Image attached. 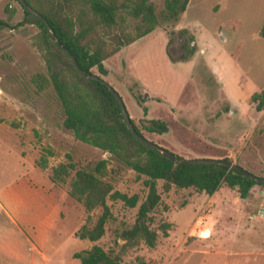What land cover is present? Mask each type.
Returning <instances> with one entry per match:
<instances>
[{
  "label": "rangeland",
  "instance_id": "374dc122",
  "mask_svg": "<svg viewBox=\"0 0 264 264\" xmlns=\"http://www.w3.org/2000/svg\"><path fill=\"white\" fill-rule=\"evenodd\" d=\"M214 1L201 4V19L207 28H214L219 21L241 19L238 28L234 24L224 28L226 39L221 40L219 33L212 38L200 34L192 57L171 61L168 54L174 59L186 55L189 34L176 29V23L170 26L165 21L105 58L102 63L106 74L94 67L91 72L117 91L142 135L161 148L182 158L227 157L264 177V105L256 111L249 101L255 91L251 85L259 84L264 77V46L252 37L253 21L264 11V0H223L227 4L222 11L212 8ZM151 2L161 20L163 0ZM72 12L66 6L59 10L74 20ZM22 16L18 0H0V18L13 25ZM134 22L121 12L116 26L96 28L92 36L102 39L108 48L116 35L131 36ZM171 29L172 34L168 33ZM36 32V26L30 23L0 29V223L11 227L3 215V211L9 212L27 242L39 234L45 248L65 236L66 243L60 248L49 252L44 248L43 252L50 261L55 258L61 260L59 264H76L68 260L71 249L75 252L98 244L116 251L115 230L132 223L138 203L126 207L107 198L112 219L103 236L96 241L78 240L73 232L84 223L87 212L67 194L73 171L64 182L51 184V168L66 162V154L76 167L107 158L105 179L113 189L137 194L139 201L146 191L142 183L145 176L109 158L108 153L74 139L63 128L61 107L51 85L38 90L31 81L34 73L47 74L41 53L33 44ZM218 46L234 49L240 70L219 65ZM220 66L222 76L217 79L211 70ZM246 76L251 81L245 80ZM148 119L164 120L167 130L147 132L142 125ZM156 187L160 200L150 213L151 227L169 223L167 236L156 230L153 247L140 243L127 249L121 255L123 261L134 262L138 256L146 264H264V216L260 211L264 185H253L244 199L225 186L214 196L192 188L170 186L165 190L161 180L156 181ZM98 211L94 209L92 216ZM29 251L28 246L24 252ZM10 262L30 264L27 259L16 263L0 255V264Z\"/></svg>",
  "mask_w": 264,
  "mask_h": 264
},
{
  "label": "trees",
  "instance_id": "16d2710c",
  "mask_svg": "<svg viewBox=\"0 0 264 264\" xmlns=\"http://www.w3.org/2000/svg\"><path fill=\"white\" fill-rule=\"evenodd\" d=\"M34 10L42 15L50 25L49 32L44 23L22 7V19L9 24L0 18V29L14 28L24 23L36 26L37 32L33 44L41 53L47 74L34 73L31 81L38 90L51 85L61 107L63 119L61 125L69 130L74 139L89 144L109 154L136 174L144 175L142 183L146 188L143 198L139 201L137 194H126L112 188L105 176L108 173L107 158L96 160L92 164L76 167L66 154L67 161L59 162L51 168L49 179L53 183L64 182L70 175L67 194L78 201L87 212L86 219L74 232L77 239L96 241L105 233L106 224L112 219V213L106 199L118 200L126 207H134L137 203L132 223L115 230V245L118 249H103L98 244L90 248L75 251L72 257L79 264H146L136 256L134 262L123 261L121 255L130 248L142 243L148 248L155 245L157 231L162 237L167 236L169 223L161 222L156 228L151 227L150 213L160 200L156 181L161 180L163 189L170 186L176 188H192L197 192L211 195L221 186L236 192L244 199L255 184L264 185L225 166L211 163L182 164L171 162L151 150L136 139L125 127L119 107L105 84L85 78L72 65L65 50L58 46L57 39L75 58L78 65L86 74H91V68H96L101 74H106L102 61L114 54L123 45H128L137 38L151 32L156 26L166 21L173 26L184 10L188 0H163L161 20L155 12L151 0H25ZM76 10L74 20L70 14H61L59 10ZM5 9V8H4ZM124 12L133 19L131 36L116 35L113 45L105 47V43L95 35L96 28H112L117 24V17ZM171 29L168 33L172 34ZM180 32L186 33L185 29ZM258 35L264 37V22ZM192 36L185 41L186 55L171 61L187 60L192 57L195 45ZM138 99V98H136ZM249 101L256 111L264 105V87L250 94ZM146 109L143 108V112ZM134 129L142 135L139 128L130 118ZM143 129L150 133H163L167 130L166 122L162 119H148ZM229 160L227 157H223ZM139 201V202H138ZM99 208L96 216L92 211ZM118 240L121 242L118 243Z\"/></svg>",
  "mask_w": 264,
  "mask_h": 264
},
{
  "label": "crops",
  "instance_id": "0c3cea01",
  "mask_svg": "<svg viewBox=\"0 0 264 264\" xmlns=\"http://www.w3.org/2000/svg\"><path fill=\"white\" fill-rule=\"evenodd\" d=\"M203 2H205V0H188L184 10L180 13L178 20L176 22V25H175L176 29H178V30L185 29L186 33H188L190 36H192L191 42L193 44L196 45L195 40L199 39L200 34L205 36V33H207L209 35L208 36L209 38H212L213 35H216V33H219V38L221 40H224L227 37V33L224 31V28L230 26L231 24L236 25V27L238 28V26L241 24L240 18H234V19H230L227 22L219 21V22H217V24L215 25L214 28H207L205 26V24L203 23V21L201 19V14H200L201 4ZM224 4L226 5L227 3H225L223 0H215L214 4H212V8H217V9H219V11L220 10L222 11ZM263 22H264V11L261 14H259L256 17V19L253 21L254 25L252 28L253 39L257 40V42L261 46H264V37L258 35V31H259L261 25L263 24ZM217 48L218 49H217L216 53H220L219 56H217V62L219 63V65L220 64L222 65V68L225 66H228V65H232V67H234L233 69L237 68V70L238 69L240 70V68L237 65V62L234 60V52L235 51L233 48H230L228 46L226 48L218 46ZM200 52H201V49H200ZM202 62H203V65H205L207 67L206 62L205 61H202ZM215 69H216V67L213 70H211L212 73L213 74L216 73L217 79L221 78V76H222L221 71H220L221 66L219 68H217V70H215ZM245 80L248 81L250 79H248L246 76ZM263 84H264V77L261 78V81L259 84H257V82L254 84V86L252 84L251 89L252 90L255 89V91H258V89L261 88ZM221 86L224 87L223 82H221ZM255 91H253V92H255ZM253 92H251V93H253ZM51 184H54V183L51 181ZM215 192H213L210 196H214ZM58 206L59 207L61 206V199L58 200ZM0 207H2L1 203H0ZM56 211L57 210H55V212ZM3 215H4L5 220H6L5 222L10 224L11 227H9L8 225L3 226L0 223V255L1 256H5L7 260H11V261H14L16 263H18V261H20V260L23 261L24 259H27L30 264H45V263H47V264H59L61 262V260L58 262L55 258L51 261L48 259L47 254L45 252H43V249L45 248L44 244H46V242L44 240L38 238L39 234H37V237H35V240L28 243L26 238L24 237V233L22 232V230L19 227H16V223L14 222V219L12 218L10 213L7 211H3ZM58 215H59L60 219H62V217L60 216V213ZM57 235H59V231H58ZM61 239H59L60 241H58V239H56L55 240L56 242L55 241L50 242L49 243L50 245L47 248H45V250L48 252L52 251V250H54V251L57 250V248L59 246L61 247L62 244L66 243L65 236H62ZM78 240H82V239H78ZM28 246L30 248V251L25 253L24 250L27 249ZM72 250L73 249H71L67 252V256H69L68 260L70 262H74L76 264H79L78 259L72 257V253H73ZM50 255L54 256V253H52ZM66 259L67 258H65L63 260V262H66ZM10 263L14 264L13 262H10Z\"/></svg>",
  "mask_w": 264,
  "mask_h": 264
},
{
  "label": "water",
  "instance_id": "95a60500",
  "mask_svg": "<svg viewBox=\"0 0 264 264\" xmlns=\"http://www.w3.org/2000/svg\"><path fill=\"white\" fill-rule=\"evenodd\" d=\"M18 3L20 4V6L24 10H26L27 12H29L32 15L36 16L38 19H40L44 23V25L47 27L48 31L52 32V29H51L50 25L48 24V22L46 21V19L42 15H40L36 10H34L30 5H28L25 0H18ZM55 42L57 43L58 46L62 47L65 50V52L70 57V60H71V63L73 65V67L80 74H82L85 78H88V79H91V80H95V81H98L100 83L105 84L107 90L113 96V98L115 99V101H116V103H117V105L119 107V110H120V113L122 115L125 127L131 133L133 138L136 139L139 143H141L142 145H144L145 147H147V148H149L151 150L157 151L160 155H162L163 157L167 158L171 162H179V163H182V164H196V163L219 164V165L227 167L228 169L235 170V171H237V172L249 177L250 179L255 180L256 182H263L264 183V177L263 176L255 175L252 172H250L249 170L245 169L244 167H242L239 164L234 163V162H232L230 160H225L223 158H215V157L182 158V157H179L178 155H176L175 153H172V152L168 151L165 148H161L160 146H158L157 144H155L151 140H149V139L145 138L143 135L139 134L134 129L132 124L130 123V116L128 115V112L126 110L124 102H123L122 98L120 97V95L117 93V91L110 84H108L106 81H104L100 76H98V75H96L94 73L86 74L84 72V70L78 65V63L76 62L75 58L62 45V43L60 41H58L57 39L55 40ZM260 211H261V214L264 216V205L260 208Z\"/></svg>",
  "mask_w": 264,
  "mask_h": 264
},
{
  "label": "bare ground",
  "instance_id": "6f19581e",
  "mask_svg": "<svg viewBox=\"0 0 264 264\" xmlns=\"http://www.w3.org/2000/svg\"><path fill=\"white\" fill-rule=\"evenodd\" d=\"M196 222H198V220H197ZM204 232H206V229H205V230H203L201 233H204Z\"/></svg>",
  "mask_w": 264,
  "mask_h": 264
}]
</instances>
